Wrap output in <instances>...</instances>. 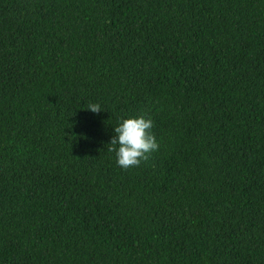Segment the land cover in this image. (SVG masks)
<instances>
[{
    "label": "trees",
    "instance_id": "16d2710c",
    "mask_svg": "<svg viewBox=\"0 0 264 264\" xmlns=\"http://www.w3.org/2000/svg\"><path fill=\"white\" fill-rule=\"evenodd\" d=\"M0 264H264V0H0Z\"/></svg>",
    "mask_w": 264,
    "mask_h": 264
},
{
    "label": "clouds",
    "instance_id": "9594fccd",
    "mask_svg": "<svg viewBox=\"0 0 264 264\" xmlns=\"http://www.w3.org/2000/svg\"><path fill=\"white\" fill-rule=\"evenodd\" d=\"M89 110L93 113L101 111L99 105H90ZM152 127V121L141 116L123 118L113 129L115 135L110 140L109 151L115 153L119 167L138 166L146 153L157 148L155 138L148 133Z\"/></svg>",
    "mask_w": 264,
    "mask_h": 264
}]
</instances>
